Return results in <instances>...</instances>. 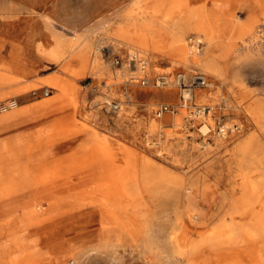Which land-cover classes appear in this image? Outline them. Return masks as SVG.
<instances>
[{"label": "rangeland", "instance_id": "1", "mask_svg": "<svg viewBox=\"0 0 264 264\" xmlns=\"http://www.w3.org/2000/svg\"><path fill=\"white\" fill-rule=\"evenodd\" d=\"M150 2L153 0H0V68L14 63L17 21L29 15L37 18V60L45 57L51 60L47 64L40 62L45 68L38 73H50L38 77V82L26 94L13 93L0 97V100L14 99L18 104L38 101L48 98L43 95L45 88L49 89V96H52L57 95L62 87L61 105L72 113L70 123L88 127L105 138L97 141L94 133L92 146L97 147L99 153L111 156L118 178L120 174L126 175L132 171L125 167L129 158L138 163L147 161L146 167L156 171L157 175L172 177L178 174L189 177L194 180L190 199L183 196L176 199V216L183 217L186 206L199 212L203 209L207 222L215 224L223 216L221 211L227 209L230 212L228 203L240 194V177L236 175L238 170L232 154L233 147L240 141L251 139L253 146L264 150V132L258 123L263 122V118L256 121L253 115L254 112H264V14L254 23L256 40L247 41L244 46L239 45L245 43L239 38L235 40L238 45L231 48L208 46L200 32L188 30L184 34L183 44L192 50L196 63L184 64L174 62L166 51L176 47L169 36L176 30L172 23L176 20V12L172 13L171 20L165 21L163 25L166 27L163 30H156L157 20L150 15V8L144 9ZM207 2L212 7L221 8L220 1ZM238 6L233 10L235 19L245 15L243 10L235 13ZM255 9L251 14L264 12V7ZM136 31L141 33H133L132 40L117 35ZM154 35V38L151 37ZM193 36L201 39L203 44L200 49L196 50L189 43ZM154 43L157 47H154ZM233 49H239V58L232 62L230 52ZM53 50L61 51L62 56L55 59L50 55ZM133 51L146 59L145 70L128 65L129 53ZM71 54L78 58L85 57L83 75L69 77L68 68L73 65L68 61ZM115 57L118 59L116 64L113 62ZM215 57L217 71H204L200 65ZM178 71L200 72L208 78L210 85L195 88L190 99L181 105V91L176 86H155L152 83L141 85L130 78L143 75L153 77L158 73L174 74ZM107 100L120 101V109L117 112L108 110L105 104ZM162 103L176 106V111L156 116L154 109ZM87 153L84 150L82 156ZM86 166L91 165L82 163L80 169ZM142 169L140 167L139 172ZM79 177L69 175V186L82 182ZM85 182H90V186H98L93 185L92 180ZM100 192L95 191L93 196L97 203L111 200H103ZM36 194L39 199L41 192ZM165 198L155 208L156 216L152 215L162 228L172 223L169 221H172L173 215L168 205L170 201ZM69 199L79 200L75 196ZM80 199L81 203H85L91 198L82 196ZM219 201L225 207L221 211L215 205L206 207L207 204ZM161 208L164 211L160 213ZM18 210L22 212L25 208L23 206ZM89 210L87 205H82L81 211L87 213ZM235 219L243 222L246 215H236ZM96 226L91 225L85 230H92ZM156 233L159 235V246L170 247L167 244V231L161 229ZM196 233L193 231L191 234ZM129 236L130 233L124 234V238ZM102 252L96 251L89 255L90 260L87 258L85 264H120L112 251ZM134 255L136 258L131 259L124 252L126 264H142L135 251ZM74 259L75 254H70L63 261L65 264H73Z\"/></svg>", "mask_w": 264, "mask_h": 264}, {"label": "bare ground", "instance_id": "2", "mask_svg": "<svg viewBox=\"0 0 264 264\" xmlns=\"http://www.w3.org/2000/svg\"><path fill=\"white\" fill-rule=\"evenodd\" d=\"M179 4L180 2L172 0L170 5L165 7V0H153L144 9L150 8L148 11L153 17L157 14L161 15L160 19L155 18L157 20L156 30H163L165 28L163 25L164 17L176 12ZM261 15L253 18V20L243 21L238 26V32L231 35H222L220 31L211 32L208 30V25L202 22L196 25L198 32L201 33L208 46L218 45L221 49L223 47L231 48L238 38L245 42L239 44L242 46L246 45L247 41L256 40L257 30L254 27V21L259 20ZM173 22L176 26V20ZM134 33H141V31ZM117 35L127 40L133 38L132 34L126 32L117 33ZM155 36L151 37L154 38ZM169 36L176 43L174 49H166L172 56V60L184 64L196 63L192 50L184 47L182 34L174 30ZM156 45L154 43V47H157ZM226 50L228 51V49ZM237 50L239 49H233L230 52L232 62L239 58L237 57ZM50 55L59 59L62 52L53 50ZM215 62L216 57L206 60L200 66L206 72L210 70L216 72L218 67ZM130 65L134 66V64ZM59 90H62V87ZM184 95L186 96V94ZM53 98L54 95L48 96L47 100L51 101ZM108 101L110 100L106 102ZM0 104H4L0 112L18 105L14 99L0 102ZM253 115L256 121H259L260 117L263 118V122L258 123L264 132V112H254ZM65 125H67L68 131H66ZM74 126L75 123L64 124L59 139L68 141L70 143L69 149L79 144L82 151L86 150L88 153L84 160L81 157L79 160L70 161L68 166L79 168L82 163L83 165L98 163L99 149L88 143L91 136L86 134L85 126ZM77 128V133H75ZM232 154L238 170L236 175L240 177L238 184L240 194L228 203L230 212L227 209H224L223 212L220 210L225 208L220 201L206 205L207 208L215 205L223 214L215 224L207 222L203 209L199 212L186 205L183 209L184 216H176L178 208L176 199L181 196L190 199L191 188L194 184L193 179L178 174L172 177L165 174L157 175L156 171L146 167L147 161L142 160V163H138L132 158H129L125 165L132 171L126 175L120 174L119 178L116 174L111 178L109 186H102L103 184L96 187L88 185L83 190L74 186L67 188L56 186L47 192H43L37 201H26L25 210L20 213L21 219L38 213L43 214L44 217L32 229L26 223L20 224L19 230L22 233L23 243L26 241H30V244L40 240L50 241L46 250L31 259V264H43V261H46V264H65L63 260L65 256L70 254H75L73 264H85L88 256L96 251H112L120 264H126V260L123 259L124 252H127L131 259H135L134 251L138 254L137 259H140L142 264H264V150H258L253 146L251 139H246L233 147ZM140 167L143 168L142 171L140 170L141 172H139ZM68 171L75 173L78 169L70 168ZM56 173L53 171L52 176H38V183L51 177L55 178ZM106 184L108 183L106 182ZM97 190H101L100 197L103 200H111H108L107 203H97L93 198ZM2 193L7 195L10 192ZM74 196L78 197L79 200L69 199V197L74 198ZM82 196H89L91 199L85 203L83 200L81 203L80 198ZM24 197L27 195L25 194ZM165 197L170 201L168 205L173 215L172 221H169L172 223L168 227L162 228L154 221L152 215L156 216L155 208L162 204ZM112 199L115 200L112 201ZM84 204L90 208L87 213L81 211ZM163 211L161 208L160 213ZM236 215H246V220L240 222L235 219ZM228 219L230 221L226 223L225 221ZM95 224L97 226L92 230H85ZM161 229L167 231V244L170 246L168 248L159 246L157 239L159 235L156 232ZM193 231H197V233L192 235ZM129 233V238H124V234ZM125 239L127 240L126 243L124 242ZM135 241L137 243H134ZM94 255L97 256V254Z\"/></svg>", "mask_w": 264, "mask_h": 264}, {"label": "crops", "instance_id": "3", "mask_svg": "<svg viewBox=\"0 0 264 264\" xmlns=\"http://www.w3.org/2000/svg\"><path fill=\"white\" fill-rule=\"evenodd\" d=\"M171 1H165V7H168ZM207 1L210 2V0H176L180 2L176 9L177 33H181L184 37L188 30L198 31L196 24L202 22L208 25V30L211 32L220 31L222 35H231L238 32V26L243 21L253 20L258 15L264 14V12L251 14L255 8L264 7V0H217L221 2V8L212 7ZM236 6L239 8L235 13L243 10L244 17L237 15L238 18L235 19L233 10ZM172 17V15L165 16L164 24ZM154 18L160 19L161 15L157 14ZM257 21L259 20H255L254 23ZM17 22L15 64L11 62L6 68H0V97L13 93L24 95L38 82V77L50 73V71L38 73L45 68L40 62L47 64L51 60L46 57L37 60L36 16L20 17ZM235 45L238 44L234 42L233 46ZM75 57L77 56L71 54L68 58V61L73 63L68 68L71 78L85 73V57ZM62 93V90H59L51 101L46 98L24 102L0 113V264H31V259L40 255L49 245L50 241L46 240L34 241L31 244L30 241L23 243L22 233L19 230L21 223H26L32 229L44 217L38 213L21 219V212L17 209L25 206L26 201H37V192H41L42 196V192H47L53 187H69L70 174L81 177L82 182L74 187L82 190L90 183L85 182L86 180H92L93 185L106 184V182L109 184L111 178L117 174L111 156L101 152L98 163L91 166L82 169L81 166L79 168L68 166L70 161L79 160L81 157L84 159L85 156H82L83 151L79 144L69 149L70 143L59 139L63 125L72 120V113L61 105ZM5 100L7 99L0 101ZM60 115L62 117L59 118ZM65 126L68 131L67 125ZM77 126L82 125L75 123L74 127ZM77 130L78 128L75 129V133ZM85 131L91 136L88 143L92 146L95 132L88 127H85ZM95 134L97 141L105 139L99 133ZM70 168L78 171L69 173ZM53 171L57 172L55 178L51 177L38 183V176H52ZM53 180L56 182L54 183ZM5 191L10 193L5 195L2 193ZM25 194L27 197H24ZM43 264H46V261H43Z\"/></svg>", "mask_w": 264, "mask_h": 264}, {"label": "built area", "instance_id": "4", "mask_svg": "<svg viewBox=\"0 0 264 264\" xmlns=\"http://www.w3.org/2000/svg\"><path fill=\"white\" fill-rule=\"evenodd\" d=\"M189 41V43L191 45H194L196 49H200L202 47L203 43L200 38L193 36L189 39ZM113 62L116 64L118 62V59L116 57L113 58ZM130 64H134L141 70H145V67L147 66V61L145 58L140 56V53H138L137 51H133L129 53L128 56V65L131 66ZM130 78L135 79V81H138L141 85H147L152 83L155 86H176L181 91V105L185 104L187 100L190 99L192 91L195 88L207 87L208 85H210L208 78L204 74L197 71L191 73L178 71L174 74L158 73L155 74L153 77L143 75L140 77L130 76ZM49 93L50 91L48 88H45L43 90L44 96H47ZM184 94H186V96ZM105 104L108 110L115 112L120 108L121 102L116 100H110ZM2 107H4V104H0V109ZM175 111L176 106L163 103L159 104L154 109V113L158 117L162 116L166 112L173 113Z\"/></svg>", "mask_w": 264, "mask_h": 264}]
</instances>
